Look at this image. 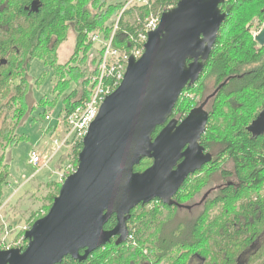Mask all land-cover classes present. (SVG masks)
<instances>
[{
  "label": "trees",
  "instance_id": "obj_1",
  "mask_svg": "<svg viewBox=\"0 0 264 264\" xmlns=\"http://www.w3.org/2000/svg\"><path fill=\"white\" fill-rule=\"evenodd\" d=\"M33 1L0 0V142L6 141L7 146H14L22 137L15 134V128H6L5 123L9 119L19 123L28 112L27 73L32 61L42 58L46 66L55 67L58 72V49L66 38V29L74 30L76 48L70 62L73 61L76 66L69 69L76 74L77 81L82 79L63 100V116L72 113L90 97L87 83H90V76L95 74L97 67V60L94 59V70L89 72L85 68L88 51L94 46L92 37L102 34L107 39L110 36L114 19L120 15L127 0ZM35 2L39 3L38 8L31 9ZM150 2L153 11L164 12L169 5L167 0ZM221 9L227 14V19L204 72L195 85L184 89L172 116L185 117L196 107L184 108L185 92L195 90L200 83L201 93L214 86L207 95L211 101L210 122L201 141L206 152L213 156V161L186 181L178 201L185 203L189 198H195L202 186L211 181L217 187L211 196L205 197L203 205L193 215L179 212L180 204L176 206V212L171 208H167L165 213L152 211L145 214L138 211L135 215L139 225L131 230L129 240L160 241L162 259L169 257L170 261H186L193 255L199 259V264H203L202 259H206V264H240V258L243 261L251 250L256 249L243 264H264V46H259L251 33L257 20L260 26L264 22V0H226ZM148 12L147 6L124 12L119 22L116 47L126 45L125 36L129 37L137 31L139 18L145 20ZM2 61L7 64L2 65ZM206 74L209 78L202 82ZM208 79L212 80L211 86L207 83ZM15 80L19 83L10 86ZM222 99L230 103L223 125L217 121ZM45 101L42 100L41 104ZM15 105L19 107L14 111ZM260 116L262 125L258 126V131H249ZM214 118L216 123H213ZM160 129L156 130L154 137ZM216 137L222 139L223 144ZM219 143L223 145L221 149L217 148ZM82 148L80 143L71 149L69 158L75 168L78 166V150ZM225 156L231 165L221 166L216 173L215 170L209 173L210 167L217 168ZM152 163V160L145 159L135 171L143 172ZM1 166L0 208L3 206V187L9 179V164L5 163L4 156L0 157ZM202 173H205L204 178L200 180L197 176ZM191 184L195 185L190 191ZM54 185L50 184V187ZM59 192L60 189L57 194ZM55 198H51V203ZM114 225L113 218L106 226ZM2 245L0 241V251Z\"/></svg>",
  "mask_w": 264,
  "mask_h": 264
},
{
  "label": "water",
  "instance_id": "obj_2",
  "mask_svg": "<svg viewBox=\"0 0 264 264\" xmlns=\"http://www.w3.org/2000/svg\"><path fill=\"white\" fill-rule=\"evenodd\" d=\"M225 2L181 0L163 13L143 56L130 59L121 85L101 105L76 171L62 184L48 214L26 232L27 248L1 250L0 264H59L67 256L85 260L113 237L124 243L136 207L153 200L170 205L189 177L213 161L201 145L210 119L203 106L180 123L170 119L184 89L204 72L227 19L221 9ZM254 40L264 46V27ZM261 125L262 116L249 131ZM145 159L152 165L136 172ZM113 216L117 225L106 232ZM81 249H87L83 257Z\"/></svg>",
  "mask_w": 264,
  "mask_h": 264
},
{
  "label": "rangeland",
  "instance_id": "obj_3",
  "mask_svg": "<svg viewBox=\"0 0 264 264\" xmlns=\"http://www.w3.org/2000/svg\"><path fill=\"white\" fill-rule=\"evenodd\" d=\"M258 24L259 21L257 20L251 32L253 39L264 27V22L261 26ZM59 48L58 72L55 67L46 66L42 58H35L32 61L27 73L28 107L26 108L28 112L19 123L15 122V119H9L5 123L6 128H15V134L22 137L14 146H7L6 141L1 140L0 142V157L4 156L5 163L9 164V179L3 187V206L1 207L2 209L0 208V241L3 242L2 250H5L6 247L13 249L26 245V233L23 231H28L27 228L30 224L48 214L54 202L51 203V198L53 196L57 197L59 195L57 194V190L62 187V182H60L61 173L69 164L75 168L73 160L69 158L70 149L64 148L51 159L52 153L55 152L53 140L61 136L58 125L63 116V100L71 91L77 88L78 82L82 79L77 81L75 79L76 74L69 69L70 66H76L73 61L70 62L76 48V35L72 28L66 29V38L62 41ZM98 51L99 46L97 44H94L88 51V64L85 68L89 72H92L94 69L95 64L93 60L97 59L99 55ZM72 69L74 68L72 67ZM207 77L209 78L208 74L205 75L202 82H205ZM87 78L89 77L85 79ZM18 83L19 81L15 80L10 83V86H15ZM207 83L211 86L212 80L208 79ZM201 85L202 83L197 85L195 90L185 92L183 100V103L185 102L184 108L189 110L193 105L198 106L199 103L208 98L207 95L211 93L214 86L201 93L199 90ZM203 94L205 95L202 96ZM44 99L46 100L45 104H41ZM219 104L217 121L223 125V117H225L224 114L227 113V106L230 103H226L222 99ZM18 107L19 105H15L13 107L14 111ZM47 116H50L51 121L47 120ZM213 123H216L215 118L213 119ZM1 126L2 121H0ZM216 140L222 142V144L224 142L217 137ZM222 144L217 145V148L221 149L223 147ZM34 149H37L42 155L44 164L39 167L30 164L31 152ZM226 160L228 159L225 156L217 168L210 167L209 173L212 170H215L214 172L216 173L217 169L221 166H230L231 163ZM1 169L2 166L0 167ZM204 174H199L197 176L199 177L198 179L201 178L200 180H202ZM53 183H55L54 187H50V184ZM195 184H191L190 191ZM215 186L217 187L213 181L206 183V186H202L196 198L190 200L187 204H190L189 206L195 210L199 209L203 205L205 197L212 195ZM163 212L165 213L164 210L161 211V213ZM212 214L215 215V213ZM254 252H256V249L247 254L244 257L245 260Z\"/></svg>",
  "mask_w": 264,
  "mask_h": 264
},
{
  "label": "built area",
  "instance_id": "obj_4",
  "mask_svg": "<svg viewBox=\"0 0 264 264\" xmlns=\"http://www.w3.org/2000/svg\"><path fill=\"white\" fill-rule=\"evenodd\" d=\"M180 1L181 0H167L169 5L164 12L175 8ZM142 6L149 7L148 17L145 20L139 18L137 31H135L133 35L129 34V37L125 36L127 42L126 45H123V48L116 47L115 40L119 34V22L124 12ZM164 12L163 10L153 11L152 2H150V0H127L122 12L115 20L110 36L107 39L103 38L102 34L92 37L93 44L99 46V55L96 59L97 67L95 74L90 76L91 79L87 88L90 97L87 101L83 102V104L72 111V113L65 117L62 116L60 119L58 126L61 136L60 138L57 137L53 140L55 152L52 153L51 159L64 148L71 150L78 144H83L84 138L88 134L91 124L99 114L101 105L105 99L115 92L121 85L130 59L134 58L139 60L143 56L149 34L158 29ZM126 46H129V48H126ZM47 120L51 121L50 116H47ZM81 150L82 149H79L78 151L81 152ZM30 164L35 167L44 164L42 155L37 149H34L31 152ZM75 171L76 168H73L69 164V166L61 173L62 176L60 182L63 184L68 176ZM10 249L11 248L6 247L5 250Z\"/></svg>",
  "mask_w": 264,
  "mask_h": 264
},
{
  "label": "flooded vegetation",
  "instance_id": "obj_5",
  "mask_svg": "<svg viewBox=\"0 0 264 264\" xmlns=\"http://www.w3.org/2000/svg\"><path fill=\"white\" fill-rule=\"evenodd\" d=\"M34 1H38V0H34ZM38 5H39V3H38ZM30 8L31 9L33 8V4H32V7H30ZM6 64H2V65H6ZM210 103H211L210 99H206V100L204 99L203 102L199 103V105L196 106L195 108H193L192 110L203 106V109L207 113H209ZM186 116L185 117L176 116L175 118H171L170 120H176V121H178V123H180L182 120H184L186 118ZM209 122H210V119L208 121L206 132L208 130ZM161 130H162V128L160 129V131ZM203 136H202V138H203ZM201 145L203 146L202 142H201ZM203 169L201 171H203ZM201 171H199V172H201ZM197 173H195L194 175H196ZM194 175H191L189 178H191ZM184 187H185V184L179 190V192L181 190H183ZM179 192L171 200L170 205H166L160 200H153L152 202H150L148 204H141L138 207H136L131 212V217L127 222L129 234L135 226L139 225V224H136V221L138 220V218L135 215L138 211H141L142 213H145V214H147V212H152V211H154V212L157 211V213L158 212L161 213L162 210L165 211L167 208H171V210L173 212H176L177 211L176 206L178 204H180L181 207L179 208V212L184 214L186 211L190 215H193L195 209L193 207H190L189 206L190 204H187V203L190 200H194L196 197L192 198V199L189 198L186 203H179V201H178ZM166 212H167V210H166ZM113 218L115 221V225L113 227H107L106 226L108 224L107 223L104 227V230L106 232H110L116 227L117 217L113 216L111 219H113ZM133 239L134 240L131 241V240H129V237H128V240L126 242L119 243V237L118 236L113 237L106 245H104V246L98 248L97 250L93 251L92 253H90L89 256L87 257V259L77 260V259H74L72 256H67L59 264H180V263H182V264H199V259L195 258L193 255H191L190 258H188L186 261L181 260L180 262L178 260L170 261L169 257L162 259V255H161L162 251L160 250L162 244L160 241L143 242V241H136L135 238H133ZM28 244H29V242L26 241V245H24L22 247L20 246V247H18V249H21L22 251H24L27 248ZM86 251H87V249H81L79 251L80 257H83L86 254ZM252 251L253 250H251V252ZM244 261H245V258H243V261L241 258L239 260L240 264H243ZM202 262H203V264L207 263L206 259H202Z\"/></svg>",
  "mask_w": 264,
  "mask_h": 264
}]
</instances>
